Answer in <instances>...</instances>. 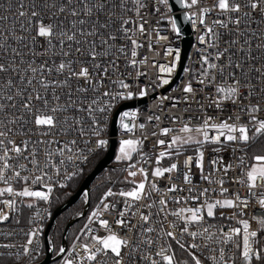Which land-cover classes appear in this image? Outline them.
Instances as JSON below:
<instances>
[{
	"label": "snow or ice",
	"instance_id": "1",
	"mask_svg": "<svg viewBox=\"0 0 264 264\" xmlns=\"http://www.w3.org/2000/svg\"><path fill=\"white\" fill-rule=\"evenodd\" d=\"M179 2L188 9L199 4V0H179ZM159 3L167 6L168 0H159ZM146 6L145 0H15V3L13 0H8L7 10L12 13L11 17L0 15V182L5 185L0 187V197L10 194L11 197L37 198L45 201L49 199L52 191L49 184H43L40 189L27 186L28 183L39 184L41 180L49 179L39 160V145L52 146L59 143L56 139H48L58 132L69 135L77 132L83 135L84 129L78 127L83 123L82 118H78L79 113H86L92 117V124L99 125L113 107L111 103L102 105L98 97L89 95L90 92H100L99 85L108 82L118 85L120 89L130 88L123 79L112 80L111 77L119 70L120 57L127 56L129 51L132 59L127 63L132 66L138 63L135 57L138 54L137 48L142 47V44L133 37L137 33H144L146 22L138 23L127 14L134 12L139 21H143L141 12ZM0 10H4L3 3H0ZM209 13L216 15L210 24L206 23V14ZM192 15H199V22L205 28L199 37L200 43L215 50V55L209 52L201 55L200 71L196 73L199 77L197 83L205 85L207 82V86L214 87L216 98L213 104L217 109L223 110L226 103H231L239 107L240 113L246 114L247 122H240V115H236L222 119L219 123L212 122V117H208L195 129L189 124H184L179 132L186 135H173L167 141L164 139L157 141L158 145H166V147L156 156V164L159 165L166 157L179 156L183 146L196 144L198 146L196 157L188 156L184 161V167L187 169L181 173L184 183H192L191 166L194 161L200 171L201 179L208 184L220 185L219 193L224 198L208 197V193L216 191L215 189L204 188L194 192L192 188H188L189 196H176L171 199L177 205L187 204L189 200L197 201V206L169 210V199L164 198L166 193H160L156 181L148 180L149 173L143 167L136 168V165L130 164L129 169L136 168V170H129L128 177H136L139 173L144 179L136 182L126 177V182L134 185L131 190L113 192L109 189L102 197L98 210L93 211L89 217V221L94 222L93 218L101 215L100 209L107 210L111 207L115 210L114 203L110 205L105 201L108 197L119 195L124 200L122 210L118 212L120 218L116 223L131 229L133 227L131 221L125 218L127 209L131 207L128 198L133 202L140 201L151 198V192L155 191L160 193L159 203L164 206L155 215L166 217L170 214L176 217L171 228H179V233L163 229L162 222L161 230L170 241H175L181 252L187 254L188 259L183 261L177 259V253L172 248L171 242L157 252L159 260L152 259L149 255H139L137 250L141 244L151 246L155 241L151 238H145L140 242L124 239L111 231L107 220L99 219V225L105 228L108 234L102 237L92 236L98 246L90 247L88 243L81 245L86 253L85 257H81V264L85 259L94 264H108L109 259L113 264H136L137 256L140 260L147 261V264H205L204 259L201 258L203 251L210 253L207 259L214 264H237V258L242 260L243 264L264 262V238L261 237V233H264V190H261L259 195L255 191L264 186V150L249 157L251 162L247 165L244 155L237 158L242 175L233 182L247 187L248 195L242 196L236 192L231 198L228 196V188L223 185L233 165L224 163L222 157L211 159L209 161L211 167L205 174L203 150L205 144L219 146L238 144L242 147L234 151L246 153L253 141L264 137V117L258 115L264 112V107L259 102L252 103L250 100L247 104L244 103L249 97L257 99L258 92L264 93V88L257 89L248 75L255 73L259 82L264 83V65L257 68L253 63V66L245 71L244 64L238 62L237 58V52H240L245 60L250 59L255 62L257 57L252 52V46L254 39L257 38L261 39V43L255 45L256 49L264 50V32L245 31L254 19L259 18L264 21V0H214L211 8H200L199 13ZM10 18L13 23H6ZM185 19L191 20V16L185 13ZM133 24L138 26L133 28L131 27ZM171 25L178 33L179 28L175 19L171 20ZM9 41L17 42V46L12 47ZM117 41L121 42L117 44ZM238 44L240 47L237 49ZM168 54H172L171 49L168 50ZM179 60V50H176L171 67L160 66L159 72L171 73ZM237 70L240 71V78H237ZM185 71L190 72L191 69ZM218 77L219 82H217ZM161 83L168 84L170 81L162 79ZM242 88H245V91H241ZM183 92L185 94L194 92L191 81L183 86ZM100 95L111 100H123L132 99L134 93L127 91L125 94L121 91L114 94L103 91ZM138 95L146 96V89H141ZM179 103V98H174L172 106L176 107ZM69 112L72 113L71 116L67 115ZM96 113L100 116L97 117ZM136 115V112L130 111L119 114L120 126L124 131L134 132L137 127L135 123L125 121ZM148 119L159 120V117L150 116ZM230 120L236 122L230 123ZM139 128L143 129L144 124H140ZM37 130L45 139L35 141L31 139V134ZM209 130H215V134L210 135ZM100 131L99 127L94 128L93 134L99 137ZM172 131H174L172 128L164 127L160 133L168 136ZM193 132L196 135H193ZM152 135L156 133L153 132ZM76 143V140L66 141L64 148ZM107 143L104 139L96 141L98 147H103ZM142 144L143 138L121 139L116 160L131 161L134 153L140 154L142 159L145 158L147 154L139 151ZM64 148H57V151L62 155ZM212 151L219 152L221 147H215ZM46 156L50 158L52 152L48 151ZM21 160L26 163H21ZM29 165L41 174L22 176L21 170H28ZM217 165L221 167H216ZM174 171L180 172L177 163H172L169 167L156 166L152 169L151 175L161 178L165 173ZM215 172H223L224 176L217 179ZM14 181L17 183L23 181L25 186L21 190H16L13 187ZM178 191L182 192L184 189L175 183L167 188V192L170 193ZM252 199H256V206L252 213H249ZM154 204L155 202L145 207L152 208ZM0 205H3L0 207V222H4L10 216L9 212L4 211V207L15 211L18 201L13 198L2 199ZM27 206L32 207L31 204ZM216 209H232L231 215L221 212V216L227 220H236L237 216L242 218L236 220V227L212 224L203 227L206 217L215 218ZM140 218L144 224H147L151 214L140 212ZM253 223L257 225L256 228L252 227ZM136 227L147 233L155 231L152 227L144 228L142 225ZM213 227L217 229L216 233L210 231ZM224 227L228 230L225 231ZM81 231L91 232L92 229L86 224ZM36 235L35 231L28 234L27 243L22 248L23 255L30 253L29 246L33 244L32 237ZM184 236L189 239L182 241L181 237ZM79 239L78 236L77 240ZM199 240H203L204 243L201 244ZM212 245L218 247L214 248ZM13 247L15 246L12 244H0V248ZM65 251V248L60 247V253ZM73 253L71 257H64V264H77L75 245H73ZM8 254L12 255V253ZM15 255L19 257L20 253Z\"/></svg>",
	"mask_w": 264,
	"mask_h": 264
},
{
	"label": "built area",
	"instance_id": "2",
	"mask_svg": "<svg viewBox=\"0 0 264 264\" xmlns=\"http://www.w3.org/2000/svg\"><path fill=\"white\" fill-rule=\"evenodd\" d=\"M0 3L4 4V10H0V15H6L11 17L12 13H10L8 8V0H0ZM15 3V0H13ZM146 8L142 10L141 15L143 16V21H139V18L136 16L134 12H130L127 15L131 16L137 22H146L145 23V31L143 34L137 33L133 38L137 39L139 44H142V47L137 48V57L135 59L138 61L136 66H132L127 61L131 60L132 57L129 54L127 56H121L119 60V70L112 75V80L123 79L126 83L130 85L129 89H120L118 85H112L108 82H105L103 85H99L100 92H90V96H96L101 100L102 105L111 103L113 107L109 112L106 113L105 118L101 121L99 125L92 124V117L87 115L86 113H79L78 118H82V125H78V127H82L84 129V134L80 135L77 132H73L72 134H65L62 132H58L54 137H48V139H56L59 143L54 144L52 146H45L44 144L39 145L40 154L39 160L41 166L44 167V171L47 172V177L49 179L41 180L39 184L28 183L27 186L32 189H40L41 186L45 183L49 184L52 191L49 195L48 200H40L37 198H20V197H11L10 194H5L2 199H16L18 201L17 210L13 211L4 207V211L9 212L10 216L7 221L0 222V244H12L15 247L10 249L0 248V257H9L14 258L20 264L24 263H36L33 262V259L36 258L42 250V247L45 245V228L47 224L50 222L52 218V204H53V196L57 189L64 187L68 182L77 176L87 165L88 161L96 154L105 153L110 145V141L114 138L119 144V141L123 138H143V144L139 151L146 153L147 156L145 158H141V155L138 153L133 154V159L130 161L132 165H136V168L143 167L148 173L149 181H156L160 193H166L164 198L169 199V210H174L178 207H195L197 206V201L189 200L187 204L177 205L173 202L171 198L176 196H184L187 197L190 193L187 191L188 188H192L194 192H198L204 188L215 189L216 191H210L208 193V197L211 199H223L219 193L220 185L218 184H208L204 180L201 179V174L199 169L195 166V162L191 166V184H185L182 177V172L187 169L184 167V161L188 156L196 157V144L185 145L180 149L181 154L179 156L173 155L172 157H166L160 161V164H156V156L160 151H163L166 145H158L157 141L159 139L169 140L173 135H186L185 133L179 132V129L183 127L184 124H189L191 127L195 129V127L199 126L204 120L208 117H212V122L219 123L222 119H227L229 116L235 117L236 115H240V122H247V116L244 113H240L239 107L233 106L231 103H226L223 106V110L217 109L213 101L216 98L215 89L213 86H207V82L205 85H200L197 83L199 79L196 76V73L200 71L201 65V55L205 52H209L212 55H215V50L208 48L206 45L201 44L199 41L200 35L204 32V25H201L199 22V15L193 16L192 13H199L200 8L209 7L211 8L214 0H199V4L194 6L191 9L183 8L180 11H173L171 9V5L168 0V5H164L159 3V0H145ZM159 9L158 11L156 9ZM184 12L191 16V20L187 19V29L185 32L179 29V32H175L172 29L171 20L173 16L177 13ZM216 18L215 13L206 14V23L210 24L213 19ZM194 21V22H193ZM6 23L11 24L13 21L11 18ZM138 24H133L131 27L136 28ZM186 26L182 27L185 29ZM234 27V26H233ZM243 27V25L241 26ZM247 32L256 31L257 33L264 32V21L259 20V18L251 21L247 28L245 29ZM19 33V30L17 29ZM227 39V37H225ZM121 41H117L119 44ZM12 47L17 46V42L9 41ZM261 43V39H254V43L252 46V52L257 57L256 61L245 60V57L240 52H237L238 62L244 64V69L247 71L248 68L255 64V67L260 68L264 65V50H257L255 45ZM240 45H236L238 49ZM172 50V54H168V50ZM176 50H179L180 60L176 62V67L173 69L171 73H160L159 67H171L174 62V53ZM26 51V50H24ZM139 61H144L140 63ZM227 63V61H224ZM185 69H191V71H185ZM230 71V70H229ZM143 73V75H140ZM227 76V73L225 74ZM251 83L256 86L257 89L264 88V83L259 82V78L255 73H248ZM237 78H240V71L237 70ZM162 79H168L170 83L162 84ZM192 82V87L194 92L191 94H185L183 92V86ZM217 82H219V77L217 78ZM73 86H75V81L72 82ZM141 89H146L147 95L144 97H140L138 95ZM103 91H110L112 93L132 91L134 96L132 99H116L111 100L110 98H104L100 95ZM241 91H245V88H242ZM76 95H82L80 93H76ZM165 97H167L165 99ZM174 98H179L180 103L173 107ZM138 100H142L141 103L137 104ZM187 100V102H185ZM249 100L252 103L259 102L262 107H264V93H257V99H253L251 97L248 100H245L244 103L247 104ZM134 101L133 106L125 107L117 115V128L115 135L110 133L111 129V121L114 113L117 108L126 102ZM123 111L136 112L137 115L132 118L129 117L125 122L135 123L137 126L134 132L129 133L124 131L119 122V114ZM67 115L71 116L72 113L69 112ZM97 117L100 116L99 113L95 114ZM259 116L264 117V112L258 113ZM159 117V120H149L148 117ZM177 119H173V118ZM230 123L236 122L235 120H230ZM144 124V128L140 129L139 125ZM99 127L101 129L100 136L97 137L93 134V129ZM164 127L172 128L174 131L168 134V136L161 135L160 130ZM155 132L156 135H152ZM210 135L215 134V130H209ZM193 135H196L193 132ZM146 137V138H145ZM31 139L33 141L37 139H45L41 135L39 130L34 131L31 134ZM98 139H104L108 143L103 147H98L96 141ZM223 139V137H222ZM76 140L77 143L75 145H69L68 148H64V143L66 141ZM258 141V140H257ZM260 144L257 142V144ZM215 147H221V151L213 152L212 149ZM242 145L238 144H227L224 146L213 145V144H205L204 145V165H205V174L208 173L210 169L209 161L211 159H217L219 157L223 158L224 163H231L233 168L229 170L227 174L226 183L223 187L228 188L229 193L228 196L231 198L232 194L239 192L242 196L248 195V189L245 186H242L238 183L233 182L236 178L242 175L240 162L237 159L239 156H245V164H249L251 161L249 157L254 154L252 153V149L256 147L255 141L251 143L248 147L247 152L243 153L239 150L234 151V149H239ZM57 148H64L63 154L61 155ZM48 151L52 152V156L49 158L46 156ZM71 157V159H68ZM61 161H63L61 163ZM21 163H26V161L21 160ZM172 163H177L180 172H172L165 173V175L161 178H156L151 175V171L154 167H169ZM45 165H47L45 167ZM216 167H221V165H217ZM136 168H132L130 170H136ZM41 173L36 172L35 169L29 165L28 170H21L22 176H34L40 175ZM215 177L219 179L224 176L223 172H215ZM123 177L124 183L129 184L130 186L126 189H119L110 185L107 187L102 195L100 196L97 203L87 211L86 215L83 217L84 221L81 224L80 228L76 232L75 236L72 240L67 243L66 251L62 254V257L56 262V264H64L65 256H73V245H75V254L77 264H81V257H85L86 253L82 248L83 243H88L90 247L98 246L96 245V241L92 239L93 235L105 236L108 234L107 230L99 225V219H105L108 221V227L112 232L116 233L118 236L128 239V240H136L137 242L143 241L145 238H151L155 241L151 246H145L141 244L140 248L137 250L139 255H149L152 259L159 260L160 258L156 255L157 252L161 250V248L167 247V244L171 242L172 248L176 251L180 250L178 245L174 240L170 241V238L164 236L163 231L161 230V222L163 229L169 231H176L179 233V228L173 229L171 225L174 221H176V217L168 214L166 217L157 216L155 213L160 212L164 206L159 203V199L161 198L160 193L155 191L151 192V198H145L140 201L133 202L131 198H128V202L131 205L130 208L126 211L125 218L131 221L133 227L128 229L126 227H121L116 223L118 217V212L122 210L123 200L124 198L119 195L114 197H108L105 202L111 204H115L116 208L113 210L111 207L107 210L100 209L101 215L97 218H93L94 222L89 221V217L93 213V211L98 210V206L101 205V199L104 194L111 189L113 192H119L121 190H131L134 186L131 183L126 182ZM144 177L137 174L136 177H128V180H135L136 182H140ZM177 184L184 191L170 193L167 192V188L171 184ZM5 185L0 182V187H4ZM25 186L23 181L17 183L13 182V187L16 190H21ZM147 189V185H146ZM264 190V186L261 189H257V195L259 192ZM155 202L154 207L147 208L145 205L152 204ZM31 204L32 207H28L27 205ZM256 206V199H252L251 207L248 209L249 213H252L253 208ZM3 207V205H0ZM215 218L206 217L203 227H207L209 224L218 225V226H232L236 227V220L241 219L242 217L237 216L236 220H227L221 216V212H224L227 215H231L232 209H216ZM258 211V210H257ZM140 212L144 214H151L150 221L147 224L140 218ZM135 213V214H133ZM88 224L89 228L92 229L89 231H81L84 229V226ZM137 225H142L144 228L152 227L155 229L152 233H147L141 231L137 228ZM199 227V226H197ZM253 228H256L257 225L255 223L252 224ZM195 230V229H194ZM224 230L227 231V227H224ZM35 231L37 233L36 236L32 237L33 244L30 245V253L28 255H23L22 248L27 243L29 238L28 234ZM211 232L216 233L217 229L215 227L210 229ZM80 237L77 240V237ZM261 237L264 238V233H261ZM187 236L181 237V240H188ZM201 244L204 243L203 240H199ZM212 247H218L217 245H212ZM127 251V249L125 250ZM8 253H12L9 255ZM20 253V256L17 257L15 254ZM186 254V253H185ZM232 255V253H228ZM187 255V254H186ZM210 255L208 251H203V256L205 264H214L213 261L207 259ZM127 259V257H125ZM102 259V257L100 258ZM82 264H94V262L83 260ZM108 264H113V261L109 259ZM136 264H147V261H143L139 259L137 256ZM237 264H243V261L237 258Z\"/></svg>",
	"mask_w": 264,
	"mask_h": 264
},
{
	"label": "trees",
	"instance_id": "3",
	"mask_svg": "<svg viewBox=\"0 0 264 264\" xmlns=\"http://www.w3.org/2000/svg\"><path fill=\"white\" fill-rule=\"evenodd\" d=\"M260 144L257 142H259ZM258 141H255L256 147L252 150L255 152L261 153L262 150H264V137H261ZM104 153L96 154L94 155L87 163L86 167L74 178H72L68 184H66L64 187L59 188L55 191L53 196V204H52V212L56 208V206L60 205L62 202H64L72 193H74L81 181L83 180L84 176L89 173L93 167L96 165V163L103 157ZM114 162V161H113ZM117 165H115L112 168H107L104 171H102L98 177L93 181L91 185V192L89 197V204L91 209L99 200L100 196L102 195L103 191L105 190L107 185H113L116 188L119 189H126L130 185L124 183V179L122 175H120L123 171V163L124 162H115ZM83 200L78 201L76 204H74L71 208L63 212L56 221L54 231H53V240H54V247L55 251L59 248L60 239L62 236V232L64 229V226L66 222L73 216L77 215L82 210L83 206ZM84 218H81L78 220L71 228L69 229L68 235H67V243H69L72 238L75 236L76 231L83 223ZM177 259L183 261L188 259L187 255L184 252H181V250H177ZM45 254V245L42 247L41 253L33 259V262L40 261ZM0 264H20L16 259L9 258V257H0ZM52 264H56L52 263ZM256 264H264V262H256Z\"/></svg>",
	"mask_w": 264,
	"mask_h": 264
},
{
	"label": "water",
	"instance_id": "4",
	"mask_svg": "<svg viewBox=\"0 0 264 264\" xmlns=\"http://www.w3.org/2000/svg\"><path fill=\"white\" fill-rule=\"evenodd\" d=\"M169 3L171 5V9L173 11H180L184 8V6L179 2V0H169ZM173 19L176 20L177 22V27L185 32L187 29V19H185V13L180 12L177 13L173 16ZM185 27L182 28V27ZM142 100H138L137 104L141 103ZM134 101L131 102H126L121 104L116 112L113 115L112 121H111V129L110 133L112 135H115L116 133V128H117V115L125 107L133 106ZM117 146L116 140L113 138L110 141V145L108 150L104 153L103 157L96 163V165L93 167V169L87 173L83 180L81 181L78 189L72 193L64 202H62L60 205L56 206V208L53 211L52 218L50 222L47 224L45 228V254L43 258L32 264H52L57 262L61 257L63 253L59 252L60 247H63L66 249L67 247V235L69 232V229L71 226H73L78 220L83 218L87 211L89 210L90 204H89V197H90V192H91V185L93 181L98 177V175L104 171L107 168H112L115 165L113 164L114 160V155H115V149ZM83 200V207L82 210L79 214L71 217L65 224L61 240H60V245L57 251H55L54 247V238H53V231L54 227L57 221V218L66 210L71 208L74 204H76L78 201ZM24 264H31V263H24Z\"/></svg>",
	"mask_w": 264,
	"mask_h": 264
},
{
	"label": "rangeland",
	"instance_id": "5",
	"mask_svg": "<svg viewBox=\"0 0 264 264\" xmlns=\"http://www.w3.org/2000/svg\"><path fill=\"white\" fill-rule=\"evenodd\" d=\"M252 153H259V152H255V151L252 150ZM118 154H119V144H117L116 149H115V155H114V160H113V161H114V162H113L114 165H117V163H115V162L117 161V160H116V156H117ZM117 162H124V163H123V166H124V167H123V171H122V173H121L120 175H122V177L127 176V173H128V171L130 170V169H129V165L132 164V162H130V161H126V160L117 161ZM109 186H110V185H107L106 188L109 187ZM106 188H105V189H106ZM82 203H83V202H82ZM82 207H83V206H82ZM79 213H80V212H79ZM79 213H78V214H79ZM79 228H80V227H79ZM79 228H78V229H79ZM77 231H78V230H77ZM77 231H76V232H77ZM60 240H61V239H60ZM59 245H60V243H59Z\"/></svg>",
	"mask_w": 264,
	"mask_h": 264
}]
</instances>
